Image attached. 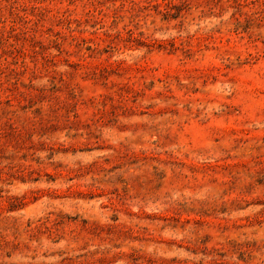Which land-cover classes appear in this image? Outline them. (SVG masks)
<instances>
[{"label": "rangeland", "instance_id": "obj_1", "mask_svg": "<svg viewBox=\"0 0 264 264\" xmlns=\"http://www.w3.org/2000/svg\"><path fill=\"white\" fill-rule=\"evenodd\" d=\"M0 264H264V0H0Z\"/></svg>", "mask_w": 264, "mask_h": 264}]
</instances>
